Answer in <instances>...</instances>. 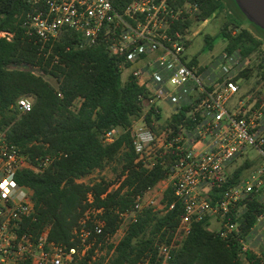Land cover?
<instances>
[{
  "label": "built area",
  "instance_id": "built-area-1",
  "mask_svg": "<svg viewBox=\"0 0 264 264\" xmlns=\"http://www.w3.org/2000/svg\"><path fill=\"white\" fill-rule=\"evenodd\" d=\"M24 1L29 6L25 25L40 42L55 41L65 30H74L83 38L81 47L103 45L123 60L121 67L145 89L140 97L144 116L134 119L130 127L137 162L149 170L166 167L160 183L164 190L173 188L184 210L172 241L156 246L157 264L170 263L194 223H217L216 232L223 239L238 233L249 198L264 203V77L250 92L242 91L241 75L250 59L238 51L224 50L213 63L201 64L198 58L197 64L191 63L195 58L188 59L185 52L188 39L198 34L196 26L180 30L176 24L195 17L198 1L131 0L122 7L116 0ZM208 20H196V24ZM0 36L12 37L6 32ZM235 98L237 105L230 108ZM17 108L28 113L33 103L24 97ZM184 109H188L186 117L177 128L162 127ZM149 113L159 130L148 124ZM9 130L0 129V184L4 185L0 187V264H79L91 250L96 254L115 237L119 242L145 209L165 213L167 205L147 198L152 188L138 195L130 208L118 212L119 226L113 234L104 235L103 209L91 205L73 231L74 246L50 240L48 228L35 236L26 227L37 219L33 192L17 176L27 170L43 172L61 154L33 158L9 140ZM120 135V128H113L104 134L103 142L113 143ZM249 149L257 153L260 164L254 165L246 156ZM241 159L253 165L245 171L248 174L213 200V187L227 182ZM85 179L78 182L86 183ZM88 202L92 204V195ZM174 207L175 203L169 209ZM239 244L243 264H264V212Z\"/></svg>",
  "mask_w": 264,
  "mask_h": 264
},
{
  "label": "trees",
  "instance_id": "trees-1",
  "mask_svg": "<svg viewBox=\"0 0 264 264\" xmlns=\"http://www.w3.org/2000/svg\"><path fill=\"white\" fill-rule=\"evenodd\" d=\"M130 1L116 0L115 4L122 7ZM197 1L199 9L195 17L177 23L176 28H192L196 20H207L225 8L223 0ZM236 10L240 16L222 28V34L229 40L225 50L238 51L250 59L241 75L242 84L259 69L257 85L264 77V58L259 62L254 54L262 41L246 28L232 35L233 29L248 21L240 9ZM28 11L24 0H0V33L12 35L10 40L0 36V129L10 127L9 140L33 158L61 154L45 171H23L17 180L31 188L38 210L36 221L26 227L35 236L48 228L50 240L72 247L73 231L91 205L103 209L104 235L113 234L119 226L118 212L130 208L138 195H144L164 180L167 169L157 165L149 170L137 162L130 127L144 113L145 104L140 97L145 95V89L133 76L123 79V60L109 54L103 45L81 47L82 36L71 29L55 41L40 42L25 25ZM230 24L234 27L231 30ZM209 45L212 47L213 41ZM191 63L198 61L195 58ZM29 68L42 74L37 75ZM44 76L54 78L57 86ZM24 97L33 100V109L22 114L17 102ZM187 111L173 116L162 127L177 128ZM146 120L159 130L152 125L151 113ZM113 128H121L123 132L113 143H104V134ZM113 163L121 166L117 181L78 182ZM251 167L252 163L245 162L227 182L214 186L213 200L221 198ZM115 185L118 187L111 189ZM89 195L93 197L92 204L88 202ZM162 201L167 205L165 213L145 209L139 221L129 227L108 264H139L150 255L155 260L156 244L172 241L184 210L171 187L166 189ZM173 203L174 209H169ZM247 206L239 221V232L230 239L221 238L208 220L194 223L182 245L173 251L169 264H243L239 239L264 212V203L253 197ZM94 250L79 264H88ZM248 258L253 259L252 254Z\"/></svg>",
  "mask_w": 264,
  "mask_h": 264
},
{
  "label": "rangeland",
  "instance_id": "rangeland-1",
  "mask_svg": "<svg viewBox=\"0 0 264 264\" xmlns=\"http://www.w3.org/2000/svg\"><path fill=\"white\" fill-rule=\"evenodd\" d=\"M223 3L225 5V8L219 15H213L209 18L207 22L200 23L199 25L196 24L195 26V32L198 34L194 38H190L187 41L186 45V52L185 55L188 59L198 58L199 62L201 64L210 63L213 61H216L218 58H221L223 56V53L225 52V48L229 43V40L224 37L222 34V28L224 27L225 23L232 22L233 19L238 18V12L236 9H239L237 3L235 0H223ZM233 27L232 24H230L229 29L231 30ZM250 29V24L243 23L240 28H235L232 30V35L239 34L242 29ZM229 30V31H230ZM252 32V31H251ZM252 34L258 38L253 32ZM3 37V36H1ZM60 38V37H59ZM259 39V38H258ZM213 41V46L211 47L209 45V42ZM255 57L257 58L259 62L262 61L264 58V43L262 42V45L260 48L255 52ZM256 58H254L256 60ZM18 69H23V67L18 66ZM30 70L34 71L37 75H41L42 73L35 68H29ZM129 75L128 71H125L123 74V79L126 80ZM261 72L258 70H255L251 79L249 81L244 82L243 84V90L244 92L248 91L250 92L252 89H254L256 86L257 80L260 78ZM46 80H48L52 85L57 86V81L50 77V76H44ZM26 98V97H25ZM29 100L33 103V100L29 98ZM237 99L235 98L228 106L230 108H233L237 105ZM144 116V113H142L141 116L137 117L140 118ZM8 128V127H5ZM123 130L120 128V133H122ZM247 157L254 160V165L260 164L261 160L258 157L257 153L253 149H249L247 151ZM244 160L237 161L233 168L232 172L239 168L241 165H243ZM253 166V165H252ZM121 172V166L117 163H113L109 167H107L103 171L96 170L91 175L86 177L85 182L87 184L94 183L98 180L105 179L109 182L117 181L118 176ZM248 174V172H246ZM245 173V175H246ZM118 187V185L112 186L111 189H114ZM166 190H164V185L162 183H159L154 187V189L147 194L148 199H156L157 201H160L162 205L163 204V197ZM161 213V212H159ZM216 228L219 229V225L217 223H214L211 225V229L216 231ZM115 233V232H114ZM127 232L125 233V235ZM124 235V237H125ZM123 237V238H124ZM122 238V239H123ZM122 239L118 241V239L115 237L111 240V242L104 243L102 247L98 250V252L95 254V252L92 254V259H90L88 264H108L109 261L114 257L115 250L117 245L122 241ZM117 242V244H113V242ZM160 244L159 242L156 244V246ZM89 255V254H88ZM87 255V256H88ZM86 256V257H87ZM82 259L81 261L85 260ZM139 264H157V260H153V255H150L149 257L145 258L142 262Z\"/></svg>",
  "mask_w": 264,
  "mask_h": 264
},
{
  "label": "water",
  "instance_id": "water-1",
  "mask_svg": "<svg viewBox=\"0 0 264 264\" xmlns=\"http://www.w3.org/2000/svg\"><path fill=\"white\" fill-rule=\"evenodd\" d=\"M246 19L264 31V0H235Z\"/></svg>",
  "mask_w": 264,
  "mask_h": 264
},
{
  "label": "flooded vegetation",
  "instance_id": "flooded-vegetation-1",
  "mask_svg": "<svg viewBox=\"0 0 264 264\" xmlns=\"http://www.w3.org/2000/svg\"><path fill=\"white\" fill-rule=\"evenodd\" d=\"M238 16H240L238 14ZM245 23L250 24L251 31L264 43V31L255 26L254 24L250 23L249 21H245Z\"/></svg>",
  "mask_w": 264,
  "mask_h": 264
},
{
  "label": "snow or ice",
  "instance_id": "snow-or-ice-1",
  "mask_svg": "<svg viewBox=\"0 0 264 264\" xmlns=\"http://www.w3.org/2000/svg\"><path fill=\"white\" fill-rule=\"evenodd\" d=\"M6 183V182H5ZM4 185L0 184V187H3Z\"/></svg>",
  "mask_w": 264,
  "mask_h": 264
}]
</instances>
